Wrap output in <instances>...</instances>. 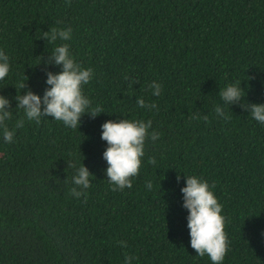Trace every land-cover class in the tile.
I'll use <instances>...</instances> for the list:
<instances>
[{"label": "trees", "instance_id": "obj_1", "mask_svg": "<svg viewBox=\"0 0 264 264\" xmlns=\"http://www.w3.org/2000/svg\"><path fill=\"white\" fill-rule=\"evenodd\" d=\"M51 27L70 28L71 39L39 38ZM61 43L93 69L82 91L89 110L104 111L85 113L75 129L16 107V86L43 97L47 72L62 71L47 64ZM0 51L15 130L11 143L0 130V264H125L126 254L131 264H212L191 247L187 175L214 185L223 205L222 264H264V124L241 106L264 103V0H0ZM236 83L242 101L225 104L220 90ZM139 97L158 107L140 108ZM119 119L151 120L160 137L146 140L133 186L113 191L101 136L104 122ZM68 162L94 174L86 199L70 195Z\"/></svg>", "mask_w": 264, "mask_h": 264}, {"label": "clouds", "instance_id": "obj_2", "mask_svg": "<svg viewBox=\"0 0 264 264\" xmlns=\"http://www.w3.org/2000/svg\"><path fill=\"white\" fill-rule=\"evenodd\" d=\"M70 5L71 0H67ZM70 28L61 29L51 27L49 31H43V38L47 43L55 44L57 40L68 41L71 39ZM47 64L62 65V71L54 73L47 72L46 84L49 87L45 90L43 97L31 88L27 82L16 86L18 92L15 99L18 101L17 109H23L28 120L40 122L42 116L51 117L70 128L80 127L82 116L85 113L93 118L104 112L99 106L90 109L91 101L84 95L82 87L88 84L94 75L93 69L83 68L71 56L69 45L61 43L54 47L48 57ZM10 70L9 57L4 51H0V80H4ZM152 94L159 96L162 85L153 81L149 85ZM27 88L26 92H23ZM22 90V91H21ZM219 95L225 104L233 105L240 103L244 97L242 87L239 83L228 84L222 88ZM140 108H157L155 103H146L143 97L137 99ZM250 112V115L258 122L264 124V103H243L241 105ZM217 116L224 119H231L226 115L224 109L217 105L215 108ZM12 106L8 97L0 94V130L6 143H11L14 139L15 130H10L6 121L12 119ZM193 119H200L199 114H193ZM207 119V117H203ZM23 119L17 121L16 128L23 127ZM151 120L142 119H119L107 120L102 124L101 139L107 142V148L103 153L104 159L108 163L106 169L109 182L113 185L112 190H123L131 188V178L139 175L142 157L145 154V142L147 139L156 141L160 133L153 130ZM155 158H151L149 163L155 164ZM68 168H74L75 175L72 177L73 187L70 195L79 199L85 196L86 190L91 186L90 177L94 176L89 168L83 163L81 166L68 162ZM179 180L180 177L178 176ZM67 181V180H66ZM146 187L151 190L152 183L146 182ZM214 185H209L208 181L198 177L187 175L186 186L181 191L184 197L183 207L188 210V228L190 230L191 247L197 255L204 257L207 255L212 264H222L227 251L229 250V240L224 230L225 217L222 215L223 205L218 202L217 197L211 190ZM126 247V241L119 242ZM133 257L126 254L125 264H131Z\"/></svg>", "mask_w": 264, "mask_h": 264}]
</instances>
